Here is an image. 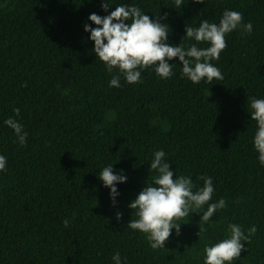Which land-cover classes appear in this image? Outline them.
<instances>
[{"label":"trees","instance_id":"trees-1","mask_svg":"<svg viewBox=\"0 0 264 264\" xmlns=\"http://www.w3.org/2000/svg\"><path fill=\"white\" fill-rule=\"evenodd\" d=\"M0 0V264H203V249L226 237L230 223L257 232L233 264H264V165L254 148L257 125L249 97L264 98V0ZM138 6L169 26L168 42L187 46L186 24L219 23L224 10L251 22V35H226L219 61L224 79L193 84L174 75L164 80L141 70L142 83L109 87V74L93 51L84 25L89 15L110 14L116 5ZM194 43V41L192 42ZM206 43L198 45L206 48ZM19 108L16 116L13 109ZM12 117L28 133L19 144L4 121ZM163 150L175 176L211 177L219 209L198 236L193 212L172 230L165 248L127 225L128 207L156 175L154 152ZM113 166L127 177L110 189L98 175ZM205 205L204 210H206ZM121 213L117 220L116 213ZM68 219L70 226L64 227ZM126 258V259H125Z\"/></svg>","mask_w":264,"mask_h":264},{"label":"clouds","instance_id":"clouds-1","mask_svg":"<svg viewBox=\"0 0 264 264\" xmlns=\"http://www.w3.org/2000/svg\"><path fill=\"white\" fill-rule=\"evenodd\" d=\"M194 3H204V0H193ZM184 0H174V8L180 9ZM102 9L107 12L109 4L102 0ZM156 19L142 12L136 5L120 4L110 14L101 16L96 13L89 15L88 19L96 25H84V30L90 32L89 39L94 42L93 51L96 57L104 63L106 70L112 74L114 69L117 74L112 76L109 87H120V77L123 76L128 84L142 83L141 70L153 69L155 74L164 80L171 78L173 73L172 63L178 58L182 64L181 76L186 77L193 84L202 80L212 84L214 80L221 81L224 76L220 69L211 61H219L220 54L227 47L226 35L240 29L241 34L251 35L253 25L244 23L243 15L239 11L224 10L219 23L202 20L198 27L186 24L185 35L181 38L190 43L170 44L168 42L169 26L160 21L167 18ZM194 41V43H192ZM206 43L209 46L200 48L198 45ZM251 119L256 122L257 130L254 136V148L258 152V159L264 165V98L249 97ZM13 112L20 115V109ZM5 125L14 130L20 145L26 146L28 133L16 119L9 117ZM166 153L163 150L154 152L150 163L151 171L156 175L151 183L147 184L132 200L128 207L135 213L136 219H130L128 227L139 231L146 236L153 250L165 248V242L170 238L172 230L180 234L181 223L185 217L193 212L200 213L199 232H205L204 227L219 209L227 207L226 201L209 203L212 200L214 186L211 177L199 176L203 180V187L197 188L191 176H175L170 164L165 162ZM7 158L0 155V172L7 170ZM103 185L110 189L113 204L119 195L117 183L126 182L127 177L116 174L113 166L102 169L98 175ZM207 205L206 210H204ZM121 213H116V218H121ZM65 228L70 226L68 219L63 220ZM257 232L253 225L247 230L235 223H230L227 235L218 242L205 245L203 249V264H233L237 261L245 245L251 242L252 236ZM126 259V258H125ZM115 264H122L120 253L112 256Z\"/></svg>","mask_w":264,"mask_h":264}]
</instances>
